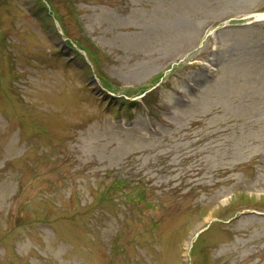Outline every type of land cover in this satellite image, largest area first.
<instances>
[{
	"label": "rangeland",
	"instance_id": "374dc122",
	"mask_svg": "<svg viewBox=\"0 0 264 264\" xmlns=\"http://www.w3.org/2000/svg\"><path fill=\"white\" fill-rule=\"evenodd\" d=\"M259 13L0 0V264H264Z\"/></svg>",
	"mask_w": 264,
	"mask_h": 264
},
{
	"label": "bare ground",
	"instance_id": "6f19581e",
	"mask_svg": "<svg viewBox=\"0 0 264 264\" xmlns=\"http://www.w3.org/2000/svg\"><path fill=\"white\" fill-rule=\"evenodd\" d=\"M256 17L258 19H264V13L256 14ZM207 65H208V63H207ZM197 228L198 227H195L194 230H192V232L190 233V235L188 237L187 242L184 244V254H185V256H187L188 251L190 250V242H191L192 237H193V235H194V233H195V231H196Z\"/></svg>",
	"mask_w": 264,
	"mask_h": 264
},
{
	"label": "trees",
	"instance_id": "16d2710c",
	"mask_svg": "<svg viewBox=\"0 0 264 264\" xmlns=\"http://www.w3.org/2000/svg\"><path fill=\"white\" fill-rule=\"evenodd\" d=\"M48 2H49V0H47ZM40 10L42 11V13L44 14V18L45 17H48L49 15L47 14V10H46V8H44V5L42 4V8H40ZM60 21V20H59ZM60 24H62L61 22H60ZM86 50V49H85ZM88 51V50H87ZM90 54V53H89ZM87 69H88V67H87Z\"/></svg>",
	"mask_w": 264,
	"mask_h": 264
},
{
	"label": "water",
	"instance_id": "95a60500",
	"mask_svg": "<svg viewBox=\"0 0 264 264\" xmlns=\"http://www.w3.org/2000/svg\"><path fill=\"white\" fill-rule=\"evenodd\" d=\"M64 48L67 49V50L70 51V52L72 51V49L69 48V47H67V46H64Z\"/></svg>",
	"mask_w": 264,
	"mask_h": 264
}]
</instances>
